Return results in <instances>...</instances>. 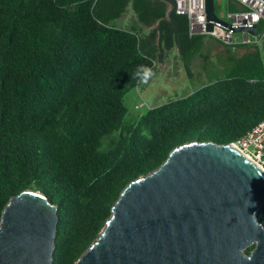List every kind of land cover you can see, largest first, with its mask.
Here are the masks:
<instances>
[{"label":"trees","instance_id":"obj_1","mask_svg":"<svg viewBox=\"0 0 264 264\" xmlns=\"http://www.w3.org/2000/svg\"><path fill=\"white\" fill-rule=\"evenodd\" d=\"M225 2L227 11L243 9ZM167 7L165 0H0V219L12 196L44 193L57 206L53 264H75L123 188L174 147L230 143L264 119V34L253 45L215 39L248 51L225 57L224 77L125 119L138 65L154 70L160 51L178 46L190 74L209 37L191 35L187 16L166 15ZM128 13L130 24L118 25ZM114 131L112 147L101 150ZM256 215L264 225V205Z\"/></svg>","mask_w":264,"mask_h":264},{"label":"water","instance_id":"obj_2","mask_svg":"<svg viewBox=\"0 0 264 264\" xmlns=\"http://www.w3.org/2000/svg\"><path fill=\"white\" fill-rule=\"evenodd\" d=\"M167 14L174 12L173 0ZM205 0L206 30L233 26ZM264 170L230 143L174 147L153 171L130 181L98 237L75 264H264ZM57 206L40 192L12 196L0 219V264H53ZM254 245L250 253L246 248Z\"/></svg>","mask_w":264,"mask_h":264},{"label":"rangeland","instance_id":"obj_3","mask_svg":"<svg viewBox=\"0 0 264 264\" xmlns=\"http://www.w3.org/2000/svg\"><path fill=\"white\" fill-rule=\"evenodd\" d=\"M218 16L226 19V8L224 0L218 2L216 8ZM130 24L128 18H121L118 25L127 26ZM239 34H234L235 38ZM201 48L198 49L193 56L199 58L201 66L191 69L190 74L187 73L183 61L180 57L176 58V62L172 63L167 71H158V66L155 69V74L148 84H140L137 87L129 90L123 98V104L126 107L125 119L136 120L144 114L150 107L166 103L168 100L183 97L203 84L210 83L216 79L224 77L228 69L225 68V53L217 50V45L214 44L211 37L205 38ZM174 49L170 50L171 58H174ZM236 56V57H235ZM234 58H240L235 55ZM218 64H220L218 66ZM222 66V67H221ZM155 87L159 91H156ZM167 90L161 93L162 90ZM135 105H139L137 108ZM118 136V132L114 131L110 135L105 136L101 140V150H106L112 147L113 140Z\"/></svg>","mask_w":264,"mask_h":264},{"label":"built area","instance_id":"obj_4","mask_svg":"<svg viewBox=\"0 0 264 264\" xmlns=\"http://www.w3.org/2000/svg\"><path fill=\"white\" fill-rule=\"evenodd\" d=\"M243 9L228 11L226 21L233 26H252L264 20V0H235ZM174 11L185 14L188 19L189 33L202 34L221 41L224 44H259L264 33L250 34L241 31L235 38L234 32L219 22L214 23L212 30H206L205 0H173ZM224 19V18H223ZM139 105H135L137 108ZM264 170V119L255 124L243 136L230 142Z\"/></svg>","mask_w":264,"mask_h":264},{"label":"crops","instance_id":"obj_5","mask_svg":"<svg viewBox=\"0 0 264 264\" xmlns=\"http://www.w3.org/2000/svg\"><path fill=\"white\" fill-rule=\"evenodd\" d=\"M219 1H221V0H219ZM224 4H225L226 12H228L226 2ZM168 8H169V5L167 7V10H168ZM166 15H168L167 11H166ZM130 16H131V13L125 14L122 16V19L123 18L131 19ZM155 25L156 24H154V26ZM174 31H175V29H173V32ZM205 38H207V37H205ZM205 38L203 39V44H205L204 42L207 41ZM212 40H213L214 44L217 45V47H218L217 50L218 49L221 50L222 54L224 52L226 56L227 55H234V56L237 55V56L241 57L243 53L248 51L247 50L248 48H240V47L226 48L222 44L218 43V41H216L215 39L212 38ZM171 49H174V52H175L173 55L174 56L173 59L171 58V54H170ZM159 54L160 55L158 56V58L154 61L155 69L157 66L159 67L157 69L158 71H167L169 69V67L172 65V63H174V61L176 62V58H178V56L180 57V59L182 61L178 46H173L169 49H164V50L160 51ZM219 65L220 64H218V66ZM198 66H201V61L199 58H196V56H193L191 64H190V68L195 70V68H197ZM155 69H154V72H155ZM155 89H156V91H159L158 89H160V87L158 89L155 87ZM166 91L167 90L163 89L161 93H165Z\"/></svg>","mask_w":264,"mask_h":264},{"label":"clouds","instance_id":"obj_6","mask_svg":"<svg viewBox=\"0 0 264 264\" xmlns=\"http://www.w3.org/2000/svg\"><path fill=\"white\" fill-rule=\"evenodd\" d=\"M131 74L132 79L138 80L141 84H148L155 73L152 67L138 65Z\"/></svg>","mask_w":264,"mask_h":264}]
</instances>
